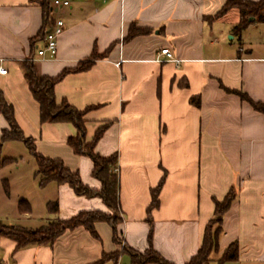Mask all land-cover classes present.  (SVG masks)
<instances>
[{
	"label": "crops",
	"instance_id": "1",
	"mask_svg": "<svg viewBox=\"0 0 264 264\" xmlns=\"http://www.w3.org/2000/svg\"><path fill=\"white\" fill-rule=\"evenodd\" d=\"M68 2L56 7L48 0L44 25L39 0H0V67L6 69L0 90L36 151L61 159L84 184L99 189L91 159L66 142L76 128L40 123L20 63L31 59L38 76L54 77L93 52L100 55L87 69L66 73L54 95L87 109L86 141L104 126L94 151L117 155L120 242L112 240L105 222L95 224L98 238L77 227L51 245L17 248L0 236V264H92L113 252L117 256L103 264H130L123 247L145 253L150 246L171 264H186L214 217V200L230 191L234 196L217 225V249L208 264H218L232 242L237 258L223 264H264V113L226 90H240L264 104V19L234 34L236 9L211 18L225 0ZM57 18L64 27L56 55L41 59L36 51L44 44L43 31ZM131 23L143 32L126 39ZM226 35L237 43L227 42ZM162 48L176 61H160ZM6 127L0 114V132ZM35 168L30 181L35 197L22 194L30 206L22 212L26 220L34 202L44 205L47 222L82 210L107 211L100 198L78 196L66 183L40 187ZM162 178L158 204L149 208L150 191ZM52 200L58 204L53 214L46 206Z\"/></svg>",
	"mask_w": 264,
	"mask_h": 264
},
{
	"label": "trees",
	"instance_id": "2",
	"mask_svg": "<svg viewBox=\"0 0 264 264\" xmlns=\"http://www.w3.org/2000/svg\"><path fill=\"white\" fill-rule=\"evenodd\" d=\"M39 3L44 9L45 25L48 23V13L50 12L48 11V0H39ZM231 9H236L240 14L239 21L232 28L234 34H239L248 24L259 22L264 19V0H225L221 9L211 18L222 17ZM250 17L252 18L251 21L248 20ZM141 32H143V29L137 27L135 23H131L128 28L126 39ZM99 57L100 55L93 52L86 59L79 61L73 69H63L54 77L38 76L31 59H25L20 63L29 91L39 106L40 123L67 122L71 123L76 128V134L69 136L66 142L74 153L86 155L91 159V175L100 182L99 189H92L84 184L78 172L72 171L66 167L61 159L50 158L36 151L33 138L26 136L22 132L14 118L12 104L7 102L3 92L0 90V114L7 123V127L3 128L0 132V167L12 161V158L1 156L3 143L11 140L21 141L35 161L36 169L34 176L37 178L40 187L45 186L50 181H54L58 184L66 183L72 188L76 195L85 196L87 198L98 197L107 208L106 212L100 210H82L69 218L52 219L35 229H27L17 225H6L0 220V236L13 240L17 248L29 245H51L64 231L77 227L84 228L94 238H98L95 229V224L97 222L107 223L111 228L112 240L116 243L120 242L117 228L121 222V218L116 215L117 211H119L117 155L113 153L102 156L94 151L95 143L101 137L104 126L96 129L91 141H86L84 117L87 109H77L65 99L57 101L54 95V85L66 73L85 70ZM226 90L237 94L242 100L247 101L256 111L264 113V104L253 101L246 93L240 90ZM192 101L195 102L194 99H192ZM195 103H198V100ZM162 182L163 178L155 188L151 189L149 208L157 206V196ZM233 196L232 191H230L222 200H214V217L208 221L204 228L202 240L197 252L186 264H208L212 251L217 249V236L219 233V227L217 225L221 221L222 215L228 209ZM46 206L51 214L56 213L58 210L56 200L48 201ZM29 209L30 206L26 201H19L18 210L20 212H25ZM214 219L217 224L216 227H213L212 221ZM122 250L130 256V264H171L152 249L151 246L145 253H139L126 247H123ZM117 254V252L103 253L100 259L92 264H103L106 260L115 258ZM237 254V244L236 242H232L223 250L218 259V264L235 260Z\"/></svg>",
	"mask_w": 264,
	"mask_h": 264
},
{
	"label": "rangeland",
	"instance_id": "3",
	"mask_svg": "<svg viewBox=\"0 0 264 264\" xmlns=\"http://www.w3.org/2000/svg\"><path fill=\"white\" fill-rule=\"evenodd\" d=\"M225 39L235 44L238 41L237 38L230 40L229 35H226ZM1 156L12 158V161L0 167V220L6 225L30 226L34 229L47 223L45 207L42 204L33 203L32 211L27 216L29 221L18 210L19 201L25 200L23 193L29 191L31 198L35 197L31 189L33 183L30 184L32 170L36 167L33 157L24 144L17 140L5 141L1 148ZM116 215L121 218L119 211ZM212 223L213 227H216L215 219Z\"/></svg>",
	"mask_w": 264,
	"mask_h": 264
},
{
	"label": "built area",
	"instance_id": "4",
	"mask_svg": "<svg viewBox=\"0 0 264 264\" xmlns=\"http://www.w3.org/2000/svg\"><path fill=\"white\" fill-rule=\"evenodd\" d=\"M53 6L59 7V6H68L69 2L68 0H53L52 3ZM64 27V23L62 19L57 18L55 19L50 26L44 30L43 34V41L44 44L41 48L37 49L36 55L41 59H51L54 58L56 55L57 50V37L61 34ZM160 55H163L164 58L160 61H176L172 57V54L168 48H162L160 50ZM6 69L3 67H0V73H5Z\"/></svg>",
	"mask_w": 264,
	"mask_h": 264
},
{
	"label": "water",
	"instance_id": "5",
	"mask_svg": "<svg viewBox=\"0 0 264 264\" xmlns=\"http://www.w3.org/2000/svg\"><path fill=\"white\" fill-rule=\"evenodd\" d=\"M248 20L250 21V20H252V18H249Z\"/></svg>",
	"mask_w": 264,
	"mask_h": 264
}]
</instances>
